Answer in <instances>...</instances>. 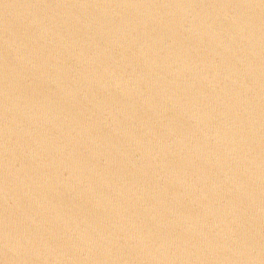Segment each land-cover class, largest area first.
I'll list each match as a JSON object with an SVG mask.
<instances>
[{"label": "water", "instance_id": "obj_1", "mask_svg": "<svg viewBox=\"0 0 264 264\" xmlns=\"http://www.w3.org/2000/svg\"><path fill=\"white\" fill-rule=\"evenodd\" d=\"M0 264H264V0H0Z\"/></svg>", "mask_w": 264, "mask_h": 264}, {"label": "clouds", "instance_id": "obj_2", "mask_svg": "<svg viewBox=\"0 0 264 264\" xmlns=\"http://www.w3.org/2000/svg\"><path fill=\"white\" fill-rule=\"evenodd\" d=\"M5 96L7 97V92L5 93ZM4 248H5V253L6 254H8L9 251H14V249H10V247H9L8 232H7V222L5 223Z\"/></svg>", "mask_w": 264, "mask_h": 264}]
</instances>
